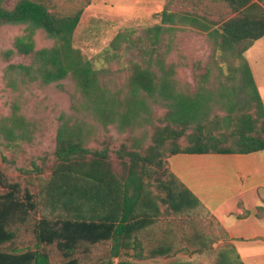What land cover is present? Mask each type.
I'll use <instances>...</instances> for the list:
<instances>
[{"label":"trees","instance_id":"16d2710c","mask_svg":"<svg viewBox=\"0 0 264 264\" xmlns=\"http://www.w3.org/2000/svg\"><path fill=\"white\" fill-rule=\"evenodd\" d=\"M4 1L0 0V28L25 26V35L17 37L4 56L8 60L15 55L30 59L28 64L7 66L6 87L21 90L30 84L48 86L72 78L84 96L85 109L98 126H88L87 119L78 115L60 116L51 173L40 179L36 193L10 182L0 169V264H88L93 248L109 243V254L94 264H115V259L118 264H244L233 245L213 247L220 239H227L223 229L221 236L197 231L186 237V244L194 248L189 257L173 258L177 254L176 238L152 241L144 237L153 232L161 207L168 216L188 220L203 211L198 198L170 172L166 162L170 156L264 151V106L245 58L242 90L254 100L257 119L247 116L238 120V131L232 135L236 138L233 148L214 135L204 134L212 94L200 90L189 95L176 90V66L167 63L163 40L166 39L163 45L171 48L177 32L196 28L207 33L222 52L232 51L241 58L264 37V0H207L225 3L234 14L216 28L207 16L164 9L159 14L161 24L149 28L145 40L131 38L130 31L118 33L106 51L108 56L109 50L118 54L123 42H129L127 51L137 50V60H130L131 74L128 90L122 92L126 94L124 98L101 86L100 70L74 47L73 37L83 10L62 16L49 11L44 0H19L12 9L5 8ZM38 31L54 45L37 50L34 36ZM148 98L167 110L163 118L166 125L154 130L153 143L142 150V145L135 144L128 137L131 132L128 135L126 131L149 120ZM250 101L244 104L250 105ZM19 109L14 106L9 115L0 118V136L8 140L27 137L32 121ZM95 128L102 134L91 138ZM112 129L125 136L113 142L109 136ZM186 137L191 145L180 148L179 141ZM108 141L127 148L119 149L113 158L98 150V145ZM169 145L172 149L167 156ZM36 213L41 214L39 220L32 217ZM23 228L32 230L36 240L33 248L22 245ZM50 246L58 251L55 262L45 250ZM159 257L173 259L166 263L147 262Z\"/></svg>","mask_w":264,"mask_h":264},{"label":"rangeland","instance_id":"374dc122","mask_svg":"<svg viewBox=\"0 0 264 264\" xmlns=\"http://www.w3.org/2000/svg\"><path fill=\"white\" fill-rule=\"evenodd\" d=\"M17 1L19 0H5L3 5L7 9H12ZM44 3L49 11L62 16L73 15L78 10H83L73 37L74 47L80 49L93 62L95 69L100 70L101 86L120 98L126 96L122 92L128 90L130 60H137V50L132 48L127 51L129 42H123L118 54L109 50L108 56L106 51L118 33L130 31L131 38L145 40L146 31L161 24L159 14L164 9L173 13L207 16L213 28L234 16L225 3L207 0H44ZM24 35L25 26L6 25L0 28V118L9 115L11 108L13 110L15 106L20 108V114L32 121V128L24 139L8 140L0 136V169L10 182L20 183L23 190L29 189L36 193L40 179H46L51 173L60 116L66 113L84 117L88 126H98V123L91 119V114L85 109L84 96L72 78L48 86L30 84L21 90L6 87L4 72L7 66L30 62L29 58L18 55L10 60L4 56V52L13 47L14 40ZM164 37L167 35L164 34ZM173 37L174 45L171 48L163 45L166 39L163 40L162 51L166 53L167 63L176 66L174 76L176 90L189 95L200 90L206 95L211 93L212 98L209 101L211 115L204 134L214 135L228 147L234 148L236 138L232 135L238 131V120L247 116H251L253 120L257 119L254 100L245 96L242 90L245 53L241 58H237L232 51L222 52L207 33L196 28L188 27ZM34 41L37 50L54 45V41L42 31L36 33ZM225 94L227 97L223 96ZM147 100L151 107L149 120L126 131L128 135L131 132L128 137L135 140V144L142 145V150L153 143L154 130L162 129L166 125L163 118L167 110L152 99ZM229 100L232 102H228ZM246 101H250L251 104H244ZM92 133L91 138H95L100 137L102 131L96 129ZM261 135L264 137V134ZM90 144L94 146L93 142ZM179 144L180 148L191 145L187 137L180 140ZM171 149L172 145L167 146V156ZM260 155H264V151ZM257 162L261 164L262 160ZM36 170L43 173L38 174ZM32 217L39 220L41 214L36 213ZM199 224L201 229L214 236H221L223 233L220 226L210 220H201ZM22 238L23 246L33 248L36 244L30 229L23 228ZM110 248V243L93 248L88 264H94L99 257L108 255ZM45 250L55 262L58 258L56 247L50 246ZM116 263L118 264L117 259Z\"/></svg>","mask_w":264,"mask_h":264},{"label":"crops","instance_id":"0c3cea01","mask_svg":"<svg viewBox=\"0 0 264 264\" xmlns=\"http://www.w3.org/2000/svg\"><path fill=\"white\" fill-rule=\"evenodd\" d=\"M245 59L264 106V37L247 49ZM114 129L109 134L113 142L125 136ZM109 142H102L98 150L113 158L119 149L127 148ZM261 153L263 151L170 156L166 159L167 167L198 198L203 211L199 217L193 215L188 220L186 217L168 216L161 207L162 214L153 232L144 238L149 237L152 241L176 238L174 251L177 250V254L174 253L173 258L193 256L194 248L186 244V237L197 231L214 235L199 227L201 220H210L213 224L217 223L228 236L227 239H220L217 245L215 243L214 248L231 244L244 264H264V155L261 156ZM257 160H262V163L258 164ZM143 256H146V251ZM173 258L159 257L147 262L166 263Z\"/></svg>","mask_w":264,"mask_h":264}]
</instances>
